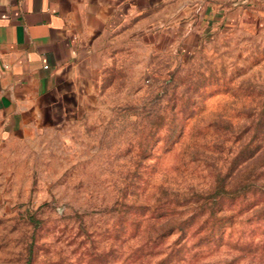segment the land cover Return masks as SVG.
<instances>
[{
  "label": "rangeland",
  "instance_id": "obj_1",
  "mask_svg": "<svg viewBox=\"0 0 264 264\" xmlns=\"http://www.w3.org/2000/svg\"><path fill=\"white\" fill-rule=\"evenodd\" d=\"M0 264H264V26L122 46L59 125L1 144Z\"/></svg>",
  "mask_w": 264,
  "mask_h": 264
},
{
  "label": "crops",
  "instance_id": "obj_2",
  "mask_svg": "<svg viewBox=\"0 0 264 264\" xmlns=\"http://www.w3.org/2000/svg\"><path fill=\"white\" fill-rule=\"evenodd\" d=\"M250 21L264 0H0V145L59 125L122 46L190 49Z\"/></svg>",
  "mask_w": 264,
  "mask_h": 264
}]
</instances>
